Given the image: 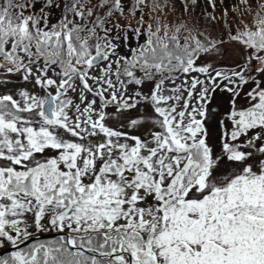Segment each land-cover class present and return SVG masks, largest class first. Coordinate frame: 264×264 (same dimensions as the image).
I'll return each instance as SVG.
<instances>
[{"label":"snow or ice","instance_id":"snow-or-ice-1","mask_svg":"<svg viewBox=\"0 0 264 264\" xmlns=\"http://www.w3.org/2000/svg\"><path fill=\"white\" fill-rule=\"evenodd\" d=\"M0 264H264V0H0Z\"/></svg>","mask_w":264,"mask_h":264}]
</instances>
